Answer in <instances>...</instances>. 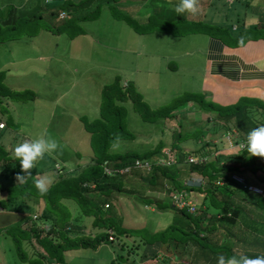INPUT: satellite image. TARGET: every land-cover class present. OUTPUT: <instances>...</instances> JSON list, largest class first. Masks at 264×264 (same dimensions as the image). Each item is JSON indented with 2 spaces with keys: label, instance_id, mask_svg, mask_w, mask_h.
<instances>
[{
  "label": "rangeland",
  "instance_id": "obj_1",
  "mask_svg": "<svg viewBox=\"0 0 264 264\" xmlns=\"http://www.w3.org/2000/svg\"><path fill=\"white\" fill-rule=\"evenodd\" d=\"M11 1L13 4L18 3V0H0V5ZM174 1L161 3L164 11L152 12V17L148 19L145 18L146 10L143 6H123L120 0H105L87 10L94 12L99 8L97 12L100 11L101 14L98 20L72 18L69 20V26L60 33L41 29L36 35L24 32L15 40L0 43V71L5 72L4 83L11 90L19 92L15 99L1 98L3 102L0 106V124H4L7 139L10 141L7 143V149L14 153L17 144L30 142L43 132H47L58 145L56 150L45 154L44 158L35 164L34 169L40 180L44 179L49 185L55 177V173L49 170L53 163H58L57 167L62 168L61 174H64L92 156L85 120L92 121L98 117L101 90L104 85L112 83L116 76L120 77L122 85L131 83L151 107L171 102L183 92H200L206 40L209 34H217V28L210 23V26L206 27L207 31L202 32V29H197L193 23L177 20L183 13L179 15L175 12ZM243 1L245 0L239 4L240 0H236L233 6L239 5L244 11L246 2ZM27 2L26 7L29 8L34 5L35 0ZM156 3L158 2L153 0V4ZM260 3V8L263 9L264 3ZM216 4L217 2L209 8L211 15ZM221 4L226 7L225 3ZM54 5L57 3L48 4L47 7ZM203 5L201 3V8ZM247 8L250 10L251 6ZM8 12L9 9H2L0 18H6ZM253 13L257 14L255 11ZM232 17L228 16L226 25L241 22ZM59 21L58 19L55 23ZM49 23L56 25L54 21V24ZM80 30L81 32L77 33ZM226 36L227 38H222L229 40V36ZM24 92L27 98L20 99ZM121 104L126 109L127 128L133 138H121L116 141L111 148L114 152L134 150L142 153L155 148L159 142L170 146L179 140L178 148H175L174 152L179 155L182 152V157H186L203 146L205 142L201 140V134L208 135L214 125L213 114L201 111L193 104H188V109L181 106L172 117L155 122L143 120L130 101ZM256 106L250 110L253 126L264 124V107L259 104ZM0 128L3 127L0 125ZM193 130L198 135L187 137L186 134ZM245 134L246 132L241 131L238 138H244ZM219 147L226 155L235 154L234 149L241 151L229 148L225 143H221ZM254 158L256 159L253 161L259 163L256 164L258 167L254 171L255 177H264V169L261 170L264 168V158ZM177 166L183 169L179 176L183 185L190 187L198 184L199 174L189 173L186 169L189 165ZM137 179L138 182L134 183L127 179L124 190L112 193V203L115 206H111L121 227H145L150 233L163 229L178 217L173 207L165 210L156 204L157 201H167L168 205H171V192L167 190L169 186L173 187L172 184L158 181L155 187H150L141 183L138 176ZM6 181L0 172V183ZM231 189L235 195L231 196L230 202L234 207L241 209V215L234 225L219 222L217 231L210 235L211 239L216 235L217 238L221 237L222 242L232 244L233 252L240 256L246 253L250 254L248 257L264 256V208L258 207L254 199L243 196L242 193L239 196L240 193L234 190V187ZM171 191L183 190L174 188ZM186 192L197 203L202 197V194L195 190ZM148 197L152 203L143 201ZM21 199L20 208L26 207L31 201L25 213L20 212V208L17 213L12 211L15 213L13 218L5 225L0 222V228L16 223L27 213H37V207L32 203L38 199ZM192 216L199 219L207 214L203 215L198 209ZM85 221L87 227L95 229L90 220ZM40 224L44 228L47 226L45 222ZM206 224L203 223L201 227ZM1 231L0 264H30L29 261L18 257L10 234L2 229ZM118 235L115 232L113 240L108 238L109 242L100 244L96 249L73 248L65 251L64 263L110 264L114 260L115 264H206L204 259H195L193 256V243H189L182 253L173 254L175 249L172 248L169 253L158 251L154 257L145 242L129 234ZM254 244L259 246H252Z\"/></svg>",
  "mask_w": 264,
  "mask_h": 264
},
{
  "label": "trees",
  "instance_id": "obj_2",
  "mask_svg": "<svg viewBox=\"0 0 264 264\" xmlns=\"http://www.w3.org/2000/svg\"><path fill=\"white\" fill-rule=\"evenodd\" d=\"M66 2L61 6L46 8L45 10L51 14L45 15L42 14V11H45L42 10L43 0H35L34 5L30 8L10 7L8 16L0 20V43L15 40L24 32L37 34L40 29L60 33L69 26V19L57 22L54 26L49 22L52 23L60 18V11L63 10V5ZM45 6L48 5L45 4ZM196 26H199L197 29L207 31L206 27L209 25L198 23ZM252 30L254 29H242L237 36L229 38L231 41L234 40V43L243 42L253 33L255 38H264V28ZM80 32L81 30L77 33ZM4 79L5 72L0 71V106L3 102L1 98L15 99L19 96V92L8 88ZM20 97H22L20 99H26L27 94L24 92ZM126 101L132 103L134 110L145 121L155 122L172 117L179 107L188 109V104L196 105L201 111L213 114V129L211 132L209 131L208 135L201 134V140L205 143L198 151L191 153L205 154L210 157L214 154L215 158L203 164H187L189 167L186 168L189 173L195 172L206 177L209 181L208 186L193 185L189 187L183 185L179 179L183 169L176 165L163 167L155 163L165 148L169 147L172 151L178 148L179 140L174 141L170 146L159 142L155 148L142 153L134 150L126 152L111 150L119 139L133 138L127 128L126 109L121 104ZM218 101H224V98H210L203 91H187L174 97L171 102L151 107L131 83L126 82L125 85H122L120 77L116 76L112 83L104 85L101 90L98 117L92 121L85 120V130L89 132L92 156L64 174L58 173L55 168L58 163H53L49 170L55 173V177L47 185V191L44 193L39 192L35 186V182L40 179L34 167L30 170L31 175L26 176L23 183L17 182L16 176L21 173L19 159L15 157L13 151L7 149V143L10 141L7 139L6 128H0V172L1 176L7 179L6 183H0V192H3V196L0 197V208L16 212L20 208L21 198L38 199L37 202L32 203L37 207L35 215L27 213L16 223L0 228V233L2 229L3 232L10 234L15 243L18 257L23 261H29L30 264H51L56 261L65 264V251L73 248L96 249L100 244L109 242L107 230L110 228H113L119 234L118 236L129 234L143 243L145 242L154 257L157 256L158 251L169 253L172 248L175 249L173 254L175 252L182 253L189 243H193L195 246L193 256L195 259H204L206 264H217L220 255H223L225 259L231 256L239 258L240 255L233 252L232 244L222 242L223 239L217 238V235L211 239L210 235L217 231L219 222L225 225H234L241 215V209L234 207L230 202L233 193L232 187L234 190L242 191L248 198L255 199L257 206L264 208V192L262 194L250 192L231 178V175L236 173L244 177L247 183L245 176L251 172L254 174L258 166L248 167L245 165L243 169H240L238 163L250 161L247 147L238 152L234 149L235 154L226 155L219 150L220 144H212L210 138L219 137L221 133L231 130V120H234L239 128L247 129L252 124L250 110L253 106L257 107V104L264 107V103L246 96H240L231 103ZM190 135L196 137L198 134L193 130L186 134L187 137ZM180 138L181 134L178 135V139ZM180 155L182 156L183 153L180 152ZM139 158L150 159L153 163L151 170L130 167ZM105 161L111 168L130 167V169L125 173L107 175L103 171ZM137 176L141 183L150 187H155L158 181H164L179 190L197 191L202 194L197 203L198 209L208 217L202 216V218L195 219L192 216L193 213H189L185 208L178 209L172 204L168 205L167 201H157L156 204L161 209L166 210L173 207L178 213V217L163 229L153 233L148 232L145 227H121L112 207L115 206L112 203V193L124 190L127 179L132 180L133 183L138 182ZM217 179L223 180V184H215L214 181ZM258 183L264 190V179ZM173 187L167 190L164 186L167 192H172ZM143 201L152 203L149 197ZM30 202L26 207H21L20 212L25 213ZM85 219L91 221L94 230L87 227ZM204 221L207 224L205 227H201L203 223L205 224ZM41 222L47 224L46 228L41 226ZM208 222L210 223L208 224ZM114 230H112L113 233H115ZM248 255L250 254L246 253L242 256ZM110 264H115L114 260Z\"/></svg>",
  "mask_w": 264,
  "mask_h": 264
},
{
  "label": "crops",
  "instance_id": "obj_3",
  "mask_svg": "<svg viewBox=\"0 0 264 264\" xmlns=\"http://www.w3.org/2000/svg\"><path fill=\"white\" fill-rule=\"evenodd\" d=\"M103 1L105 0H67V2L63 5V10L60 11V13L65 12L66 17H60L61 19H57L60 20L59 23L61 21H64V19L70 20L72 18H76L79 20H98L101 14L100 11L97 12L99 8H97V11L94 12L87 10H89L94 5L97 6L98 4H101V2ZM235 1L236 0H197V13L193 15L184 12L183 15L179 14L180 18L177 20H181L186 23H193L195 27L198 23H206L208 25L212 23V25L214 24L217 28V34H209L206 40V47L203 53L205 64L202 71V79L199 85L200 91L206 92V94L210 98H224V101H218L220 103H231L240 96L251 97L264 103V71L257 68V63L260 61H264V38H255V36H253L254 33L250 35V38H246L241 43H234V40L231 41L230 38L229 40H225L222 38L223 36L227 38L226 35H228L229 37L237 36L242 31V29H254L252 31H255V29L257 30V28H264V7L263 9L260 8V5L262 4L260 2L264 3V0L243 1V3L246 2V9L244 11L239 8V5L233 6ZM26 2L27 0H18L17 4H13L12 1L5 2L4 4L0 5V11L5 8L10 9L9 6H15L17 8L26 7L28 5V2L27 4ZM154 2L158 3L154 5L153 0H120V4H122L123 6L139 5V7H145V18L148 19L152 17V12H163L164 9L161 3H166L168 2V0H154ZM215 2H217V4L215 7H213V14L211 15V10L209 8H211V6H213ZM241 2L242 0H240L239 4ZM174 3V5L176 6V4L179 3V0H175ZM201 3L204 4L202 8ZM220 3H225L226 7H224V5L222 4L220 5ZM61 5L62 3H58L57 5H54V7ZM32 6L33 5H31L30 7ZM248 6H251L250 10L247 8ZM46 8L48 7L45 6V3L44 5L42 4V10H45ZM200 9L203 10L200 11ZM254 11L257 14L254 15ZM48 13L51 14V12L47 10L42 11V14L44 15ZM229 15L235 17L237 21L239 20L241 22H231V24L226 25V21ZM1 19L4 18H0V20ZM257 113H259V110ZM231 125L233 126L232 129L237 130L239 133L241 131L246 132L244 138H246L247 133L251 129L255 128V126L251 124L247 129L243 130L237 126L234 120H231ZM253 159L256 158H254V156H251L250 161H248L247 163L239 164L240 169H243L245 165L248 167H251L252 165L257 166L256 164L259 163L253 161ZM263 169L264 168H262L261 170ZM245 177L248 184H254L259 187L262 186L258 183V181L262 182L264 177H255L253 173H247ZM237 191L240 193L239 196L243 194L242 191ZM233 194L235 195V192L232 193V196ZM244 195L245 194H243V196ZM1 196H3V192H0V197ZM15 213H13L12 211L6 212L5 210L0 208V222L3 223L2 225L8 224L9 220L13 218ZM252 246L259 245L254 244Z\"/></svg>",
  "mask_w": 264,
  "mask_h": 264
},
{
  "label": "built area",
  "instance_id": "obj_4",
  "mask_svg": "<svg viewBox=\"0 0 264 264\" xmlns=\"http://www.w3.org/2000/svg\"><path fill=\"white\" fill-rule=\"evenodd\" d=\"M67 0H43V2L45 4H51V3H64ZM73 1H78V0H73ZM59 16L61 18H65L66 17V13L65 12H61L59 14ZM1 127H4V124H0ZM238 131L231 129L229 131H225L223 133H221V135H219V137L213 138L211 140L212 144H221V143H225V145H227L229 148H237L239 150H243L244 148L247 147L246 145V138H242L239 139L238 138ZM214 156V155H212ZM211 156V157H212ZM210 156H207L205 154L203 155H198V154H188L186 157H182L181 155L177 154L174 152V150L172 151L171 148L167 147L163 150V152L157 157V159L155 160V163L160 165V166H174V165H181V164H203L206 163V161L211 160ZM152 161L150 159H146V158H139L136 159L133 163L132 166L133 168H137V169H145L147 171L151 170L152 168ZM58 164H56L55 168L57 169L58 173H62V168L59 169ZM130 167H124V168H111L110 166H108L107 161H105L103 163V171L105 174L107 175H111L114 173H125L128 172ZM199 182L197 185L200 186H208L209 185V181L206 177L203 176H198L197 177ZM231 178L236 181L237 183H239V185L241 184L244 188H246L248 191L253 192L255 194H262L264 192V190L254 184H248L245 181V178L242 177L239 174H232ZM215 184L218 185H222L223 184V180L221 179H217L214 181ZM168 185H166L167 187ZM205 186V187H206ZM93 187V186H91ZM168 188V187H167ZM170 188V186H169ZM174 190V189H173ZM170 199H171V204L178 209H183L185 208L189 213H194L197 211L198 209V205H197V201H195L193 198H190V196L188 195V193L183 190V191H172L170 194ZM35 217V216H34ZM108 233V238L110 240L114 239V233L111 229L107 230ZM51 264H63L61 262H52Z\"/></svg>",
  "mask_w": 264,
  "mask_h": 264
},
{
  "label": "clouds",
  "instance_id": "obj_5",
  "mask_svg": "<svg viewBox=\"0 0 264 264\" xmlns=\"http://www.w3.org/2000/svg\"><path fill=\"white\" fill-rule=\"evenodd\" d=\"M197 0H179L175 6V12L180 14L187 12L189 14L197 13ZM242 42V41H241ZM257 68L264 71V61L257 63ZM247 152L249 156L264 158V124L251 129L246 136ZM58 147L56 141L49 136L47 132L41 133L32 141H24L14 148V155L19 159L21 173H18L16 180L23 183L26 176H30V170L37 161L44 158L45 154H51ZM37 190L41 193L47 191V184L44 179L35 182ZM217 264H264V256H231L225 259L220 255Z\"/></svg>",
  "mask_w": 264,
  "mask_h": 264
}]
</instances>
